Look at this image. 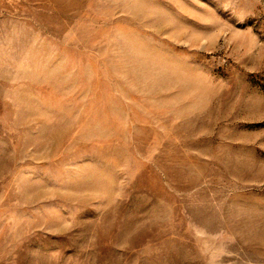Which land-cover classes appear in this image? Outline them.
Returning a JSON list of instances; mask_svg holds the SVG:
<instances>
[{"label": "rangeland", "instance_id": "1", "mask_svg": "<svg viewBox=\"0 0 264 264\" xmlns=\"http://www.w3.org/2000/svg\"><path fill=\"white\" fill-rule=\"evenodd\" d=\"M0 264H264V0H0Z\"/></svg>", "mask_w": 264, "mask_h": 264}]
</instances>
